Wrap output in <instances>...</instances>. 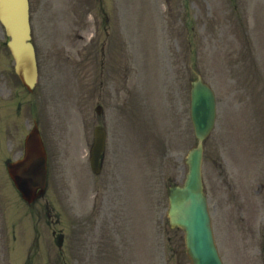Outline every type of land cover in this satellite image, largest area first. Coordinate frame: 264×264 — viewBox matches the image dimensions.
Here are the masks:
<instances>
[{
	"label": "rangeland",
	"instance_id": "1",
	"mask_svg": "<svg viewBox=\"0 0 264 264\" xmlns=\"http://www.w3.org/2000/svg\"><path fill=\"white\" fill-rule=\"evenodd\" d=\"M155 1L128 0L131 32L135 40L141 42L142 50L146 56V70L144 73L145 66L140 48L132 44L130 50L132 73L131 87L129 88L131 96L130 94L122 95L116 98L112 105H106L110 123L105 169L103 175L97 179L98 182L93 183L92 181V186L87 191L91 195L97 191L100 195L99 199L102 195H106L101 221L105 223L113 217L116 236L119 235L117 232L122 233V228L128 232L129 245L126 251V262L122 260L124 259V253H122L121 258L115 259L114 264H176L178 257L183 261V264H190L185 256L178 255L179 248L175 243L176 233L170 231L165 219L168 206V186L184 179L186 167L183 164V158L195 144L189 112V79L193 55L190 39L194 40V48L197 49V54L199 53L197 67L205 79L217 89L220 96L219 100L222 107L219 108V117L221 114L219 127L226 125L223 113L225 115L231 107L229 98L224 94V82L220 80L212 68L208 67L209 64L205 58L210 47L213 53H218L221 49L224 50L225 54L228 55V61L231 60V57L232 61L236 58L234 54L238 52L239 47L236 39L241 37L242 27L232 25L233 19L230 20L229 18H234V13L229 7V3L226 0H191V3H188L191 18L190 24H188L180 20V16L184 12V9L181 8L183 5L180 3L184 0H167L169 2L167 5L168 15L165 13L166 15L159 16L161 23L158 27L160 37L158 47L162 54L159 56L157 50L156 58L159 69L155 75L157 77L155 85L160 88L162 102L167 108L162 106L165 120L162 122V126L160 124L158 127L156 124V129L152 130L154 137L152 136L151 129L155 124L154 118L159 120V115L155 113L156 106L150 103L151 100L157 98L153 85L155 78L150 63L154 45L158 39L156 18L152 13L153 2ZM209 4L211 5L212 17L208 16L207 6ZM247 10L251 33L256 38L255 44L260 58L264 59V0H251ZM159 11L161 12V10ZM40 31L45 32L43 24L40 25ZM225 38L233 40L235 43L233 47L228 48V51L222 48ZM0 39H5L1 27ZM37 43L43 62L44 42L39 40ZM222 57H210V60L215 59L212 63L213 69H216L218 74L225 76L222 68L224 64ZM12 69L13 61L9 57L8 51L5 48L1 49L0 72L4 74L0 83V97L4 98L6 103L4 106L6 118L13 116L11 103L18 101L24 92L17 77L12 73ZM260 70L262 73L264 72L263 68ZM251 72L257 76L256 68L252 63ZM41 76V83L34 101L42 121L43 130L47 134L45 137L50 145L54 172L58 181V185L48 194L50 206L39 221V230L44 232L47 231L46 226L50 224V222L46 223L47 221H52L51 224L56 225L61 216V196L57 192L59 184L65 181L72 184L73 193L76 195V175L79 186L82 188H85L90 181L82 157V136L72 133L65 135L64 151L75 167V175L72 168L69 167L71 163L65 164L64 157L61 155L62 137L58 133L57 121L62 119L69 131L84 135V156L87 155L92 144L93 130L97 121L94 105L89 103L88 106H80L79 101L75 103L69 100L66 88L62 86L48 87L46 85V73L43 69ZM142 90L144 91L140 94V100L138 97L135 100L134 110V98ZM75 92H78V89ZM241 92L244 93L243 90H239L232 99H239L238 93ZM20 100L23 102L22 113H24L31 101L30 98H20ZM167 109L171 116H168ZM133 111L134 113H132ZM261 111L262 108L260 107L252 111L251 108H247L241 115L238 113L231 117L228 123L227 142L230 143L228 153L235 166L245 174L260 167L261 158L264 157V128L261 125L263 122L255 117ZM126 121L123 133L122 125ZM28 126L26 125L25 128L27 129ZM5 130H9V127L0 124V131ZM22 137L23 134H12L5 137L8 142L6 145L8 155L13 156V149L20 146V140L23 141ZM155 138L159 141H155ZM155 143H157L156 147ZM226 155L227 153L224 151V158L228 161ZM123 162L125 163L124 166ZM86 163L90 170L89 162L86 161ZM234 173L236 174V172ZM123 175L126 191H124ZM105 183L107 185L103 188L102 185ZM94 184L98 185L96 189ZM211 205L217 240L221 250L226 253L233 248H230L226 239L229 236V223L219 215L220 207L215 196H212ZM125 206L127 207L128 219ZM160 216H162V222L157 224L160 223ZM28 225L25 213L20 211V228L25 234L28 231ZM154 239L155 242L153 243ZM153 244L157 249L154 257ZM126 245L123 249L126 248ZM51 246L52 240L48 238H44L35 246V264H52L48 259L42 258L43 251L41 250L44 247L48 254ZM23 250L24 252L27 251L26 246L23 247ZM52 253L56 255V259L58 250L53 248ZM23 261L21 258V264ZM230 263L236 264L234 259Z\"/></svg>",
	"mask_w": 264,
	"mask_h": 264
},
{
	"label": "water",
	"instance_id": "2",
	"mask_svg": "<svg viewBox=\"0 0 264 264\" xmlns=\"http://www.w3.org/2000/svg\"><path fill=\"white\" fill-rule=\"evenodd\" d=\"M200 97H201V100H203L204 98H208L207 95H205V94H201ZM205 105H207V103H205ZM203 115L204 114H202L201 116H203ZM190 182L194 183V180H193L192 176L190 177ZM189 189H191V190L188 191V192L187 191L184 192V196L186 198L191 197L192 199H194V201L190 202L189 206L186 207V209L189 212H188L187 217L184 218L182 220V222L184 223L185 227H187L188 229L190 227V232L192 234H195V229H196V242H197V245L199 246V243L202 242L204 247H205V249L201 251L202 256L204 258L203 264H218L215 261V258L211 257L210 254H209L210 248H209V246H208V244L206 242V225L202 226V224L199 223L194 217V216H196V211H193V209H194V207L198 208L200 206V202L198 200V199H200V195L198 194L197 199H195V195L193 194V191L198 192L199 189L195 186V184L192 187L189 186ZM191 221H194L195 229L190 226L191 225Z\"/></svg>",
	"mask_w": 264,
	"mask_h": 264
}]
</instances>
